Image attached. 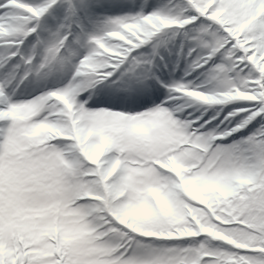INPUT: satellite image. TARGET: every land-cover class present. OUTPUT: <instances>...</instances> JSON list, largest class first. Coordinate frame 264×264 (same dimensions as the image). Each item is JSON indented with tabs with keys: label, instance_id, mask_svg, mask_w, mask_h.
Returning <instances> with one entry per match:
<instances>
[{
	"label": "snow or ice",
	"instance_id": "obj_1",
	"mask_svg": "<svg viewBox=\"0 0 264 264\" xmlns=\"http://www.w3.org/2000/svg\"><path fill=\"white\" fill-rule=\"evenodd\" d=\"M0 264H264V0H0Z\"/></svg>",
	"mask_w": 264,
	"mask_h": 264
}]
</instances>
